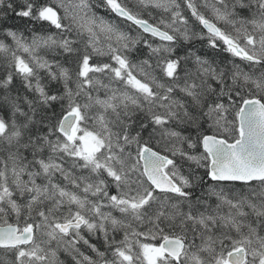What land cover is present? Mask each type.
<instances>
[{"label":"snow or ice","instance_id":"obj_1","mask_svg":"<svg viewBox=\"0 0 264 264\" xmlns=\"http://www.w3.org/2000/svg\"><path fill=\"white\" fill-rule=\"evenodd\" d=\"M0 66V264H264V0H0Z\"/></svg>","mask_w":264,"mask_h":264},{"label":"trees","instance_id":"obj_2","mask_svg":"<svg viewBox=\"0 0 264 264\" xmlns=\"http://www.w3.org/2000/svg\"><path fill=\"white\" fill-rule=\"evenodd\" d=\"M153 15H156V13H153ZM15 23H20L19 21H14ZM158 42V41H157ZM200 45L198 44L197 47H199ZM3 71L2 66H0V72ZM5 256V253L2 249H0V258H3ZM10 258V257H9ZM63 258V257H62Z\"/></svg>","mask_w":264,"mask_h":264}]
</instances>
